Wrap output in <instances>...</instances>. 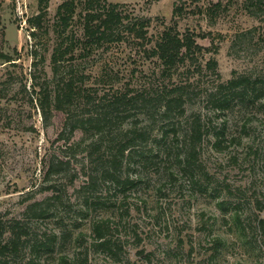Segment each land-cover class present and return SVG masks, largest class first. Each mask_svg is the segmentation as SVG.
Here are the masks:
<instances>
[{
    "label": "rangeland",
    "instance_id": "obj_1",
    "mask_svg": "<svg viewBox=\"0 0 264 264\" xmlns=\"http://www.w3.org/2000/svg\"><path fill=\"white\" fill-rule=\"evenodd\" d=\"M108 1L121 4L124 25L149 17L153 37L171 24L175 0ZM60 2L48 0L35 36L27 19L39 12L37 0H1L0 6V54L13 59L0 57V217L19 219L28 231L19 255L32 257V238L46 239L64 226L70 238L58 237L39 264H264V88L241 97L226 89L217 94L230 98L221 108L211 101L217 83L231 77L264 81V4L248 11L243 0H181L177 29L192 33L200 50L170 75L148 55L149 44L121 25L120 40L112 36L89 55L64 61L54 77ZM81 34L73 17L64 45ZM210 59L215 71L207 67ZM69 74L95 102L128 89L138 103L99 138L77 129L58 140L64 116L52 110L43 118L31 84L52 91L55 78ZM74 105V114L85 112ZM127 140L130 147L117 157L120 178L129 183L116 186L98 172L109 165L110 149L115 153ZM52 161L63 166L47 174ZM34 201L51 209L47 216L21 214ZM93 221L115 253L92 245Z\"/></svg>",
    "mask_w": 264,
    "mask_h": 264
},
{
    "label": "trees",
    "instance_id": "obj_2",
    "mask_svg": "<svg viewBox=\"0 0 264 264\" xmlns=\"http://www.w3.org/2000/svg\"><path fill=\"white\" fill-rule=\"evenodd\" d=\"M181 0H175L172 6L171 12V24L165 26L158 32L156 37L148 34V26L150 18L140 17L134 18L125 25L123 23L122 13L119 10L120 3L110 2L108 0H83L81 3H77L76 0H61L56 9L57 21L53 26V32L56 34L57 41L53 46L50 62L51 70L54 77L61 70L62 63L64 61L72 62L77 57H84L89 55L93 47L98 45L101 41L112 40V36H115V40H120L122 37L116 32L117 28L124 25L125 30L129 32V35L137 42L143 44H149L146 49L149 56H155L161 65L162 71L170 75L173 69H176L179 64H183L185 60L193 58L198 50H200V44L195 40L193 34L185 31L180 32L177 29L178 19L183 13V7L180 3ZM200 0H194L199 2ZM232 1V0H229ZM39 6V12L27 19L30 27V34L35 36V32L41 27V20L44 14L48 0H37ZM101 2V3H100ZM215 4H219L217 1ZM264 4V0H243V6L250 11V6H259ZM1 6V0H0ZM79 8V9H78ZM78 9V11H77ZM252 12V11H251ZM253 14V13H252ZM73 17L79 20L82 28V38L72 39L69 38V42L64 45L63 36L67 28L69 27ZM141 43V44H142ZM77 54H75V51ZM0 57L4 61H12L8 55L0 54ZM207 67L214 70L216 69L215 59H210L207 62ZM61 76L55 78V83L52 91L47 89V86L39 87L38 91H35L36 83H32V90L30 93H35V102L37 103L43 118L48 119L52 113L60 112L63 114L62 129L58 133V140L67 139L66 136H70L77 129H81L84 132L89 130L95 131L96 136L99 138L103 129L106 126H110L112 121H116L122 115V111H127L128 108H133L138 103V96L135 94L129 95L128 89L124 92L116 91L113 96L106 97V93L99 96V100L95 102V97L91 96L87 88H83L79 85H74L73 77ZM181 87H174L172 93L180 90ZM261 88H264V81L250 79L246 76L231 77L226 81L217 83L215 92L212 94V100L216 99L217 107L221 108L223 105L229 103L230 98L225 96L217 97V94H223L226 89L234 93L235 96L241 97V94H248L251 90L255 92ZM32 101V99H30ZM179 102V97H171L167 101ZM103 102V108H95V111L90 110V106H99ZM175 102V103H176ZM74 103L81 106L85 111L82 115L74 114L71 112V106H75ZM198 126L194 128L193 141L199 136L197 131ZM141 137V134L138 136ZM131 141H120L116 146L115 153H112L110 149L111 159L109 165L103 170H100L98 174L102 177H107L113 185H121L122 183H129L125 179L120 178L119 167L121 161L117 156H122L124 152L130 147ZM99 148L98 146L94 147ZM63 163L49 162L46 173L51 174L58 172L62 168ZM90 178V183L93 184ZM133 183V182H131ZM93 205L101 204L99 201H93ZM51 209L46 205L43 206L40 202L28 203L25 206L24 213H31L33 216H47ZM59 233H53L47 235L46 239H33L28 244V249L31 252L32 257L24 259L19 255V251L25 245L26 236L28 231L22 225L21 220L16 218H10L3 220L0 217V264H39L38 260L42 254L53 251L57 238H61L63 243L71 236V231L68 228L59 226L57 227ZM91 228L94 231V242L92 245L96 246L98 250L105 253H115L113 244L110 243L109 238L106 237L104 229L99 226V221H93ZM36 260V261H35ZM66 260V259H65ZM35 261V262H34ZM67 261V260H66ZM34 262V263H33Z\"/></svg>",
    "mask_w": 264,
    "mask_h": 264
}]
</instances>
